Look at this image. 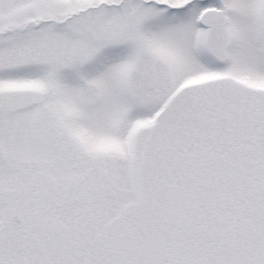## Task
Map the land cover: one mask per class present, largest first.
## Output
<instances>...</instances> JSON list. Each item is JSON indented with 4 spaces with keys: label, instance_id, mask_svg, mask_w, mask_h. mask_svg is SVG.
Segmentation results:
<instances>
[{
    "label": "snow or ice",
    "instance_id": "6c2138e0",
    "mask_svg": "<svg viewBox=\"0 0 264 264\" xmlns=\"http://www.w3.org/2000/svg\"><path fill=\"white\" fill-rule=\"evenodd\" d=\"M0 264H264V0H0Z\"/></svg>",
    "mask_w": 264,
    "mask_h": 264
}]
</instances>
